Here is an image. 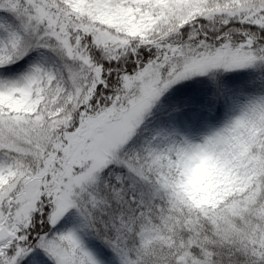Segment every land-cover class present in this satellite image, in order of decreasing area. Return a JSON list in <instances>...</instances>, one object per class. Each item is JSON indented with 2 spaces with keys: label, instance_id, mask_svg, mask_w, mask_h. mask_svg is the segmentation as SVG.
<instances>
[{
  "label": "snow or ice",
  "instance_id": "snow-or-ice-1",
  "mask_svg": "<svg viewBox=\"0 0 264 264\" xmlns=\"http://www.w3.org/2000/svg\"><path fill=\"white\" fill-rule=\"evenodd\" d=\"M0 264H264V0H0Z\"/></svg>",
  "mask_w": 264,
  "mask_h": 264
}]
</instances>
